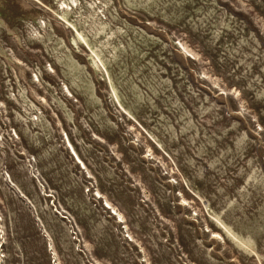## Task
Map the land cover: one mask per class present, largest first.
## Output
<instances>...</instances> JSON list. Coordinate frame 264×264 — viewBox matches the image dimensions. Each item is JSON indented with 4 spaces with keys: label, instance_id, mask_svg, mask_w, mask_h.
Wrapping results in <instances>:
<instances>
[{
    "label": "rangeland",
    "instance_id": "1",
    "mask_svg": "<svg viewBox=\"0 0 264 264\" xmlns=\"http://www.w3.org/2000/svg\"><path fill=\"white\" fill-rule=\"evenodd\" d=\"M0 264H264V0H0Z\"/></svg>",
    "mask_w": 264,
    "mask_h": 264
},
{
    "label": "bare ground",
    "instance_id": "2",
    "mask_svg": "<svg viewBox=\"0 0 264 264\" xmlns=\"http://www.w3.org/2000/svg\"><path fill=\"white\" fill-rule=\"evenodd\" d=\"M77 155V154H76Z\"/></svg>",
    "mask_w": 264,
    "mask_h": 264
}]
</instances>
